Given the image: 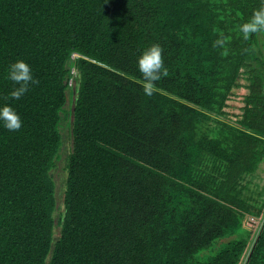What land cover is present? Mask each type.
<instances>
[{
    "label": "trees",
    "instance_id": "trees-1",
    "mask_svg": "<svg viewBox=\"0 0 264 264\" xmlns=\"http://www.w3.org/2000/svg\"><path fill=\"white\" fill-rule=\"evenodd\" d=\"M259 4L0 0V102L22 120L0 126V264H264V192L243 183L264 162V31L239 27ZM17 58L37 83L14 99Z\"/></svg>",
    "mask_w": 264,
    "mask_h": 264
},
{
    "label": "clouds",
    "instance_id": "clouds-1",
    "mask_svg": "<svg viewBox=\"0 0 264 264\" xmlns=\"http://www.w3.org/2000/svg\"><path fill=\"white\" fill-rule=\"evenodd\" d=\"M106 2V0H105ZM240 31L247 39L250 32L264 31V0H260L258 8L253 9L250 17L240 24ZM222 36H217L213 44H223ZM136 65L143 76V92L151 96L154 91V81L167 73L163 64L162 47L159 43L152 42L142 47L136 56ZM6 78L13 82L7 93L8 97L18 99L26 93L30 85L37 83L31 65L23 58H17L9 62L6 70ZM22 120L20 114L8 102H0V126L8 130L20 128Z\"/></svg>",
    "mask_w": 264,
    "mask_h": 264
},
{
    "label": "rangeland",
    "instance_id": "rangeland-1",
    "mask_svg": "<svg viewBox=\"0 0 264 264\" xmlns=\"http://www.w3.org/2000/svg\"><path fill=\"white\" fill-rule=\"evenodd\" d=\"M234 104L236 106V108H234V112H239L238 106L241 104L240 101H237ZM55 178L56 180L59 179L58 172H55ZM243 183L248 188V190H246V193L257 194V192L260 190L264 192V162L259 165L254 174L247 176Z\"/></svg>",
    "mask_w": 264,
    "mask_h": 264
}]
</instances>
